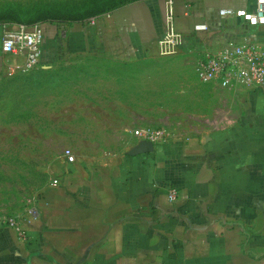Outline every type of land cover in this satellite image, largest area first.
Instances as JSON below:
<instances>
[{
  "label": "crops",
  "instance_id": "0c3cea01",
  "mask_svg": "<svg viewBox=\"0 0 264 264\" xmlns=\"http://www.w3.org/2000/svg\"><path fill=\"white\" fill-rule=\"evenodd\" d=\"M256 5L136 0L95 23H45L40 69L64 63L65 55L123 66L178 54L191 57L195 70L199 57L229 41L264 42V26L220 14ZM5 23L0 80L9 77V64L24 60L3 51ZM173 30L178 41L169 51L164 40ZM201 84L232 96L233 121L206 119L151 152H137L143 140L136 134L125 151L99 159L69 162L63 152L39 193L37 213L22 216L28 240L0 226V264H264V89ZM172 187L180 195L173 203Z\"/></svg>",
  "mask_w": 264,
  "mask_h": 264
},
{
  "label": "rangeland",
  "instance_id": "374dc122",
  "mask_svg": "<svg viewBox=\"0 0 264 264\" xmlns=\"http://www.w3.org/2000/svg\"><path fill=\"white\" fill-rule=\"evenodd\" d=\"M111 6V0H0V22L46 16L71 25L90 22ZM68 58L40 71L43 81L25 83L38 71L0 80V216H23L35 207L66 149L99 159L125 151L140 128L177 133L207 125L206 119H235L232 96L201 84L191 57L172 54L123 66Z\"/></svg>",
  "mask_w": 264,
  "mask_h": 264
},
{
  "label": "built area",
  "instance_id": "2783aa9c",
  "mask_svg": "<svg viewBox=\"0 0 264 264\" xmlns=\"http://www.w3.org/2000/svg\"><path fill=\"white\" fill-rule=\"evenodd\" d=\"M173 4V0H170ZM172 15L173 9L171 8ZM220 14L224 18H242L252 26H264V0H257L254 11L244 8H223ZM97 17L91 18L95 23ZM45 31L41 24L28 25L23 23H5L2 38L3 51L8 55L24 56L22 63H12L7 66V76L12 77L21 73H29L41 68ZM178 41V33L174 30L164 40L174 50ZM195 71L201 83H217L222 87L238 90L264 89V42L244 38L241 41L232 40L225 43L218 51L206 53L199 57L195 64ZM135 134L143 141L154 144L166 143L171 134L164 129L144 127L137 129ZM69 162H75L77 157L71 149L63 154ZM53 184H58L54 179ZM170 201L179 199V190L169 189ZM37 209L33 207L29 214L35 215ZM0 226L14 228L21 240H28V233L24 229L22 216H0Z\"/></svg>",
  "mask_w": 264,
  "mask_h": 264
},
{
  "label": "trees",
  "instance_id": "16d2710c",
  "mask_svg": "<svg viewBox=\"0 0 264 264\" xmlns=\"http://www.w3.org/2000/svg\"><path fill=\"white\" fill-rule=\"evenodd\" d=\"M133 1H136V0H111L113 6H111L110 8L106 9L104 12L108 13V12H111L112 10L124 5V4H127L129 2H133ZM105 13H100L99 15H103ZM98 15V14H97ZM6 23H23V24H28V25H34V24H41L44 28V24L45 23H56V24H60V23H63L64 21L63 20H58L57 18H48V17H43L38 21L36 19H31L30 21L28 22H22V21H4ZM77 22H84L82 19L78 20ZM77 22H74V23H77ZM45 31V30H44ZM35 71H38L36 72L35 74H32V75H29V77H25V83H29V82H33V83H36V82H39L40 81H43V75H42V71L41 69H38V70H35ZM22 74V73H21ZM20 75V74H18ZM18 75H15L14 77L18 76ZM37 87H41V86H37Z\"/></svg>",
  "mask_w": 264,
  "mask_h": 264
},
{
  "label": "water",
  "instance_id": "95a60500",
  "mask_svg": "<svg viewBox=\"0 0 264 264\" xmlns=\"http://www.w3.org/2000/svg\"><path fill=\"white\" fill-rule=\"evenodd\" d=\"M155 148V144L150 141H143L142 147L138 149V153L140 152H151Z\"/></svg>",
  "mask_w": 264,
  "mask_h": 264
}]
</instances>
